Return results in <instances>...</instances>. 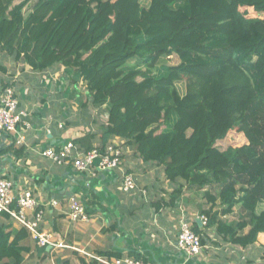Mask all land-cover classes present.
I'll use <instances>...</instances> for the list:
<instances>
[{
	"label": "trees",
	"instance_id": "16d2710c",
	"mask_svg": "<svg viewBox=\"0 0 264 264\" xmlns=\"http://www.w3.org/2000/svg\"><path fill=\"white\" fill-rule=\"evenodd\" d=\"M0 50L35 70L72 68L91 104L109 105L101 145L86 134L77 149L123 138L167 177L206 187L201 214L225 240L264 233V0H0ZM231 130L246 142L220 146ZM26 238L0 213V264H34Z\"/></svg>",
	"mask_w": 264,
	"mask_h": 264
},
{
	"label": "crops",
	"instance_id": "0c3cea01",
	"mask_svg": "<svg viewBox=\"0 0 264 264\" xmlns=\"http://www.w3.org/2000/svg\"><path fill=\"white\" fill-rule=\"evenodd\" d=\"M7 86L14 90L20 120L16 132L0 131V175L12 182L16 196L23 191L32 194L42 210L40 228L51 234L54 243L46 245V257L37 256L36 247L44 246L11 219L15 228L27 231L26 261L31 257L29 263L81 264L82 258L90 264L94 259L86 253L111 251L123 257L133 252L152 264H264V233L246 246L225 240L216 225L199 220L201 210L208 207L200 195L207 188L167 177L165 164L142 160L136 146L123 138L107 142L119 143L122 149L121 163L111 169L101 170L95 161L88 170L78 171L71 163L41 154L47 147L58 148L86 134H91V146L102 143L109 105L93 106L72 68L55 64L35 70L23 58L0 50V95ZM84 151L75 148L73 155ZM124 172L134 176L133 189H121ZM71 196L83 205L86 219L68 217ZM32 213L27 210L28 218ZM239 214L244 212L235 209L221 218L230 221ZM182 220L199 231L202 249L197 255L175 246Z\"/></svg>",
	"mask_w": 264,
	"mask_h": 264
},
{
	"label": "built area",
	"instance_id": "2783aa9c",
	"mask_svg": "<svg viewBox=\"0 0 264 264\" xmlns=\"http://www.w3.org/2000/svg\"><path fill=\"white\" fill-rule=\"evenodd\" d=\"M17 98L12 87L7 86L0 95V131L14 133L16 124L20 120V113L17 112ZM23 114V113H21ZM76 146L71 142H66L59 148L47 147L41 154L51 158L56 162L71 163L78 171L88 170L94 162L101 170L117 167L121 163L122 149L119 143L109 142L104 149L92 148L91 150L73 155ZM135 187V179L132 173L124 172L121 179V189L129 190ZM56 204V201H53ZM37 202L29 191H23L15 195L13 184L7 178L0 175V213H7L10 218L26 228L31 239L40 246L52 245L51 234L44 232L40 228L42 210L36 207ZM27 210L33 211L32 218H28ZM68 217L71 220L86 219L85 209L81 202L75 197L69 198ZM199 220L203 225L207 224V216L201 214ZM175 246L188 255H197L201 252V236L196 233L192 223L182 220L179 224ZM101 264H152L148 261L125 256L116 258L113 256L95 255L86 253Z\"/></svg>",
	"mask_w": 264,
	"mask_h": 264
},
{
	"label": "rangeland",
	"instance_id": "374dc122",
	"mask_svg": "<svg viewBox=\"0 0 264 264\" xmlns=\"http://www.w3.org/2000/svg\"><path fill=\"white\" fill-rule=\"evenodd\" d=\"M169 62L172 64H176V63H178V59L176 58V56H172V57H170ZM229 135H230V140L228 137H226L224 140L219 142L220 146L227 145V144H231V145L236 146V145H241V144L246 142L244 135L238 131L234 132L233 130H231V131H229ZM27 259L28 260L26 261V263H29V261H31L30 260L31 257H27ZM35 263L38 264L37 262H35Z\"/></svg>",
	"mask_w": 264,
	"mask_h": 264
}]
</instances>
